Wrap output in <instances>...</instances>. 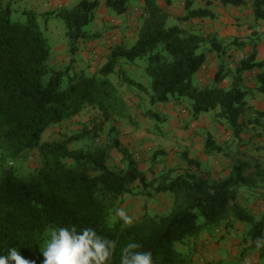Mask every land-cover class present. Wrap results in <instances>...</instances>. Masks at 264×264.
<instances>
[{
  "label": "trees",
  "instance_id": "obj_1",
  "mask_svg": "<svg viewBox=\"0 0 264 264\" xmlns=\"http://www.w3.org/2000/svg\"><path fill=\"white\" fill-rule=\"evenodd\" d=\"M135 1H142V5L134 43L107 48L106 62L95 73L73 71L71 64L76 60L79 41L100 35L85 27L101 0H80L71 8L44 15L64 24L71 56V62L64 66L52 59L37 14L23 10L24 18L17 20L10 5L0 2V256L15 247L25 259L42 264V251L51 231L73 225L77 231L92 227L98 235L117 241L112 264H119L120 251L129 242L140 244L142 251L150 250L155 264H196L191 251H182L177 245L193 246L202 234L214 235L220 230L230 233L242 227L245 249L264 251V247L257 249L255 245L257 238L264 237V216L256 218L238 201L241 188L260 184L264 189V168L257 163L251 165L243 153L225 152L227 143L216 142L210 134L204 141V154L224 153L232 160L229 174L218 179L211 178L207 171H186L177 175L165 172L148 180L135 156L112 136L115 128L111 124L106 142L69 147L72 141L98 136L114 120H126L137 127L139 114L161 122L164 116L153 107L180 104L185 99L194 119L214 112V120L225 124L237 141L248 127L264 130V110L248 102L256 93L264 96V62L256 59L255 42L233 38L224 44L178 24L169 25L168 12L157 0L103 3L121 15ZM221 1L244 4L243 0ZM185 10L181 21L211 15L207 9H192L190 0L185 2ZM253 11L255 18H263L264 0H255ZM248 45L249 52L227 61L232 48ZM210 52L219 58V64L211 81L200 85L198 74L205 70ZM138 60L145 62L142 73L149 79L147 85L123 67L124 63L135 66ZM245 77H251L253 87ZM225 80L228 82L223 85ZM132 92L138 98L146 96L150 106L143 108L126 98V93ZM86 108L95 109L100 117L90 128L83 126L60 139L45 137L49 128L72 123ZM111 149L121 154L126 162L124 169L114 170L107 164ZM32 156L36 165L25 175L7 164L28 161ZM183 159L189 165H198L186 154ZM160 192L172 196L165 214H144L131 227L119 218L111 221L126 195L152 198Z\"/></svg>",
  "mask_w": 264,
  "mask_h": 264
},
{
  "label": "rangeland",
  "instance_id": "obj_2",
  "mask_svg": "<svg viewBox=\"0 0 264 264\" xmlns=\"http://www.w3.org/2000/svg\"><path fill=\"white\" fill-rule=\"evenodd\" d=\"M109 16L111 17L108 21L102 23L103 28L100 31L101 33L98 32L100 35L97 44L92 49L97 48V46L109 48L122 42L129 46L134 42L140 26L138 12L134 11L130 19L129 13L125 14L118 22L114 21V13ZM13 18L22 20L24 17L22 13L14 12ZM60 22L62 23L61 20ZM187 25H185V28H187ZM85 29H95L93 20ZM240 57L241 52L235 49L230 51L227 61ZM105 62L106 56L100 55L99 57L98 54L93 53L87 60L77 56V59L71 65L73 71L82 70L87 73H95ZM214 62V67L216 68L219 64V58L215 54L213 56L208 54L206 68L198 74V84L202 85L211 81V70H214ZM137 63L135 66L124 63L123 67L131 77L147 85L149 79L142 73L145 62L138 60ZM111 78L116 81L114 76H111ZM245 80V82L250 83L251 77H245ZM120 88L123 91L125 87L121 85ZM134 92L126 93V98H129L132 102L140 103L143 108H148L150 106L148 98L146 96L138 98ZM257 106L264 108V100L258 102ZM152 109L159 111L164 116V120L156 122L153 119L143 118L138 114L136 116L138 120L137 127L130 125L126 120H114L111 123H107L98 136L72 141L68 145L71 149H74L106 142L110 139L108 132L110 126L113 125L111 127L115 129L111 132L112 136H115L122 147L135 156L139 163L140 171L145 174L148 180L165 172L177 175L186 171L194 173L207 171L211 178L218 179L229 174L232 160L224 153L204 154V141L206 136L210 134L216 142L227 143L225 152L243 153L244 160H247L251 165L257 163L264 168V130L260 129V127L257 129L246 128V131L239 136L241 143L232 137L230 130L226 128L225 124L214 120V112L201 114L194 119L187 99L180 104L169 102L165 105H157ZM99 119V113L95 109L86 108L75 117L72 123L61 126L54 125L49 128L45 137L50 140L52 137L63 138L65 134L70 136L75 131L81 130L83 126L90 128L93 122H97ZM89 135L91 136L92 134ZM183 154H186L192 160H196L198 165L187 164L183 159ZM7 164L12 166L18 174L25 175L32 167H35L36 157L32 156L28 161L18 160L13 163L7 162ZM107 164L114 170H121L126 167V162L122 160L121 154L115 149L110 150ZM238 201L244 207L249 208L256 218L264 216V189L260 187V184L256 188L239 189ZM171 203L172 196L166 192L157 193L152 198L128 194L125 196L120 208H123L136 220L144 214H165L169 210ZM118 218L115 211L111 215V221H116ZM243 233V227L230 233H224L223 230H220L214 235H200L193 246L179 244L177 247L182 251H191L196 264H264V251L245 249L246 245L244 244L246 241H242Z\"/></svg>",
  "mask_w": 264,
  "mask_h": 264
},
{
  "label": "crops",
  "instance_id": "obj_3",
  "mask_svg": "<svg viewBox=\"0 0 264 264\" xmlns=\"http://www.w3.org/2000/svg\"><path fill=\"white\" fill-rule=\"evenodd\" d=\"M80 0H0L2 4H9L13 12L22 13L23 10H31L37 14L39 24L41 25L44 34L48 38L52 59H55L56 65H68L71 62V56L68 53L67 38L65 36L64 24L59 19L48 17L45 19V14L48 12L56 11L59 8H71L77 4ZM187 0H157V4L166 9L168 12V24H178L191 30L194 33L201 34L203 36L215 37L216 40L222 41L224 44L229 43L233 38H239V40H246L251 38L252 42L256 45V59L264 62V17L255 18L253 11V3L255 0H243L244 4L233 5L230 3L224 4L221 0H190L191 8H203L211 12V15L204 18H191L189 21H181L180 18L186 14L185 2ZM142 1H135L132 8L124 14L117 15L114 13V21H120L125 14L129 13V19L132 17L134 11L140 13V7ZM110 11L103 2H100L98 8L94 12L93 24L95 29L87 30L90 33L100 32L103 28L102 23L107 22L111 17ZM99 23V24H98ZM192 24V25H191ZM101 33V32H100ZM137 34L135 35V39ZM97 39L89 41H80L79 50L74 56L87 60L94 53L106 56V46H96ZM135 41V40H134ZM105 42V38H104ZM107 42V41H106ZM134 43V42H133ZM105 45V44H104ZM209 44L207 43L206 47ZM86 46V48H84ZM232 48L230 51H233ZM251 50V45L238 49L241 52V56ZM106 51V52H105ZM91 54V55H90ZM211 56L215 53L210 52ZM215 62L213 64V76L216 68ZM227 80L223 82V85L227 84ZM249 87H253V83L248 84ZM254 99L248 98L249 104L257 106V103L264 100V96L261 93H256ZM256 101V102H255Z\"/></svg>",
  "mask_w": 264,
  "mask_h": 264
},
{
  "label": "clouds",
  "instance_id": "obj_4",
  "mask_svg": "<svg viewBox=\"0 0 264 264\" xmlns=\"http://www.w3.org/2000/svg\"><path fill=\"white\" fill-rule=\"evenodd\" d=\"M123 225L131 227L134 218L123 208L116 210ZM257 249L264 247V237L255 240ZM141 245L129 242L120 251L119 264H155L150 250H140ZM117 241L98 235L94 228L77 231L76 226L59 227L50 233V240L42 251V264H112ZM0 264H35L25 259L15 247L0 256Z\"/></svg>",
  "mask_w": 264,
  "mask_h": 264
}]
</instances>
